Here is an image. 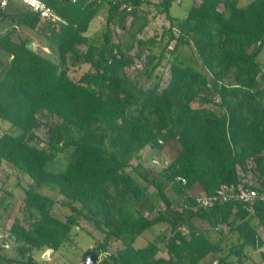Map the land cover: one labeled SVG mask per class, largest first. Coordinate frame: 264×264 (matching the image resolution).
<instances>
[{
    "label": "trees",
    "instance_id": "16d2710c",
    "mask_svg": "<svg viewBox=\"0 0 264 264\" xmlns=\"http://www.w3.org/2000/svg\"><path fill=\"white\" fill-rule=\"evenodd\" d=\"M150 1L47 0L55 19H41L17 2L0 8V120L9 124L0 135V164L30 178L12 221L0 223L16 252L11 258L0 250V264H34V250L72 242L81 219L102 232L83 252L94 255V264H199L234 232L238 242L218 264L262 246L264 199L250 210L237 200L201 207L193 191L213 195L248 173L245 186L264 190V65L257 60L264 47V0H192L176 29L169 13L175 1L156 0L169 20L159 34V41L167 35L159 54L149 50L156 37L139 36ZM102 2L108 7L95 43L87 31ZM15 25L41 36L49 55L14 39ZM117 27L127 38L117 36ZM183 45L200 67L184 58ZM142 47L149 50L144 56ZM137 60L147 77L167 65L166 80L163 72L151 85L141 84L131 72ZM82 65L87 70L73 78L70 70ZM42 112L53 121L44 123L46 137L40 138ZM163 146L166 166L145 167L141 151ZM58 153L65 165L52 171L48 164ZM168 190L182 199L180 209ZM8 206L0 196V220ZM159 224L160 233L137 243ZM114 241L121 245L112 251Z\"/></svg>",
    "mask_w": 264,
    "mask_h": 264
},
{
    "label": "rangeland",
    "instance_id": "374dc122",
    "mask_svg": "<svg viewBox=\"0 0 264 264\" xmlns=\"http://www.w3.org/2000/svg\"><path fill=\"white\" fill-rule=\"evenodd\" d=\"M156 0H151L149 4H146V7H143L144 10L147 11V14L145 15L146 19L148 20L146 24V28L144 29V33L139 34L141 37H156V42L152 45L149 50L152 52L159 54L161 51L163 52V45L165 40L167 39V35H165V40L159 41V34L162 32L163 27L169 26V20L165 16V13L161 11L160 8H157L154 4ZM195 1V0H193ZM199 0H196L198 2ZM192 0H181L180 2H173L171 7L169 8V13L174 16L173 23L176 25L179 21V19H183L186 15L189 6L191 4ZM107 3L102 2L99 4L97 8V12L93 19L91 20L89 24V30L87 31V36L89 37L90 41H94L95 43H99L102 37L103 33V27L105 23V16H106V10H107ZM54 17L53 19H55ZM144 19L138 20V22H142ZM131 21V16H128L125 20V25L128 26V24ZM177 28V25L175 26V29ZM5 30V27L2 28ZM116 34L120 38H127V35L125 31L117 27L116 28ZM14 39L22 38L29 40V43H32L33 47L32 49L37 51H42L49 55V49L46 47V43L44 42V39L39 36L34 30L27 29L26 27L15 25L13 27V34ZM28 43V44H29ZM171 47V46H170ZM148 48L145 47L140 48L141 56H144L148 51ZM182 55L184 58H186L190 63H192L195 66H199V62L195 58L196 55L193 54V50H191L187 45H183L181 47ZM165 53V52H164ZM167 53V52H166ZM144 58L141 57V60ZM139 60V61H141ZM257 60L260 64L264 65V47L259 53ZM136 61V64L134 68L132 69V73L134 75H137L139 81L144 86L151 85L152 82H155L159 78H161L163 72V78L162 81H165L167 78L166 67L165 70L163 65H160L154 72L153 76L147 77L143 73V66L142 62ZM165 60L163 61V63ZM200 67V66H199ZM88 68V65H82L79 68H73L70 70V75L73 78L79 77L83 72H85ZM131 69V68H130ZM39 120L42 122V124L39 126L38 130L36 131L37 135L40 138L46 137L47 132V125L44 123H51L53 121L52 118L48 116V113L42 112L39 116ZM9 129V124L6 121L0 120V135ZM63 153H58V156L55 161L50 162L48 164V168L52 171H58L64 168L65 163H63ZM142 156V163L145 167H150L155 171L161 170L166 164L169 162V154L168 149L166 146H163V148H153V147H146L144 150L141 151ZM262 158H264L262 156ZM58 159L60 160L58 162ZM136 160L132 161V164H135ZM264 165V164H263ZM15 170L11 168L6 163L0 164V184H3L2 190L0 192V196L4 197L5 202L8 203V207L6 208V211L3 213L5 216L0 220V223H10L14 217L15 212L17 211L18 205L21 203V199L23 198L24 192L23 187L27 184V177L28 176H22L20 181L21 185L17 186V178L15 177ZM25 177V178H24ZM29 178V177H28ZM30 179V178H29ZM19 182V181H18ZM27 186V185H26ZM148 191L150 193L155 192V188L153 185L148 186ZM45 193L52 194V196H55L53 192L44 189ZM194 193L197 192V196H201L204 194V192L197 188L193 191ZM167 195L170 199L173 200L172 206L176 209H180L182 206V199L176 198V195L174 192L168 190ZM56 198H60V196H57ZM148 201V200H147ZM65 212H69L68 208L64 209ZM6 213V215H5ZM18 216H21V214H18ZM195 222L200 225L201 227H205L206 224L200 221L199 219H196ZM164 229L163 225H155L151 228L148 232H146L144 235L138 238L137 243L143 242L146 238H153L155 235L160 233ZM218 229V228H217ZM211 231V230H210ZM226 231V228L224 227V233ZM259 235L263 241V244L261 247H259L257 250L253 249H247L245 250V253L249 255L247 257L246 255H242L240 260L236 258L235 255L228 256L226 260L229 261V264H264V229L259 228ZM6 231L0 230V250L4 252L6 255H8L11 258L16 257V252L11 244L10 241H6ZM72 234V242H65L63 243L58 250L52 251L51 249L42 248L40 250H34L33 251V258H34V264H82L85 259L83 257V252L94 246L96 241L101 240L102 232L95 230L92 225H90L85 220H80L79 224L75 226L71 232ZM212 237L216 240L217 233L214 232V234L211 232ZM219 239V236H217ZM8 242V243H7ZM238 242V234L236 232L232 234H226L224 238L222 239L220 243V250L215 255H210L206 258H204L199 264H218L217 260L218 257H227L228 251L230 246L234 243ZM159 245L162 246V241L158 239ZM119 241H114L111 244L110 250L114 251L118 246H120ZM2 246V247H1ZM247 251V252H246ZM159 255L166 256L167 253L164 250H161L159 252ZM223 262L222 264H224Z\"/></svg>",
    "mask_w": 264,
    "mask_h": 264
},
{
    "label": "built area",
    "instance_id": "2783aa9c",
    "mask_svg": "<svg viewBox=\"0 0 264 264\" xmlns=\"http://www.w3.org/2000/svg\"><path fill=\"white\" fill-rule=\"evenodd\" d=\"M17 2L22 4L34 12H38L41 19L54 18V13L52 8L48 5L47 0H0V8L4 9L10 2ZM77 1V0H71ZM92 1V0H89ZM115 2L117 0H109ZM178 2L180 0H174ZM252 173H248L247 176L238 180L236 184L226 183L221 185L213 195H206L205 193L198 197L197 204L201 207H206L211 205L215 201L225 202L229 200H237L238 202L247 205L248 210H250L251 205L255 200L264 199V190L259 191L258 189L247 187L246 184L251 182ZM184 182V179L182 178Z\"/></svg>",
    "mask_w": 264,
    "mask_h": 264
},
{
    "label": "water",
    "instance_id": "95a60500",
    "mask_svg": "<svg viewBox=\"0 0 264 264\" xmlns=\"http://www.w3.org/2000/svg\"><path fill=\"white\" fill-rule=\"evenodd\" d=\"M28 47L32 48L33 47L32 43H29ZM84 259H85V261L82 264H94L95 263V257L93 254H87L84 257Z\"/></svg>",
    "mask_w": 264,
    "mask_h": 264
},
{
    "label": "crops",
    "instance_id": "0c3cea01",
    "mask_svg": "<svg viewBox=\"0 0 264 264\" xmlns=\"http://www.w3.org/2000/svg\"><path fill=\"white\" fill-rule=\"evenodd\" d=\"M16 175V174H15ZM16 178H17V183H18V181L20 182V175L19 174H17L16 176H15ZM25 178V177H24ZM27 183H28V181H27ZM18 186H19V184H18ZM3 230V229H2Z\"/></svg>",
    "mask_w": 264,
    "mask_h": 264
}]
</instances>
